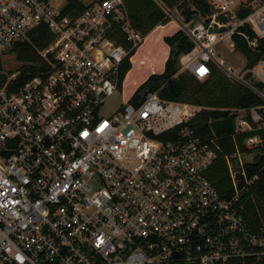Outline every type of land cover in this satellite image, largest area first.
Here are the masks:
<instances>
[{"label": "built area", "instance_id": "2783aa9c", "mask_svg": "<svg viewBox=\"0 0 264 264\" xmlns=\"http://www.w3.org/2000/svg\"><path fill=\"white\" fill-rule=\"evenodd\" d=\"M205 1L202 23L180 19L197 53L179 73L200 81L211 62L224 69L220 43L235 48L234 35L248 39L244 28L264 39V0ZM164 9L178 20V9ZM42 26L52 35L37 49L48 69L39 64L16 89L15 48ZM143 40L126 0H0V264H264V228L248 212L264 166L250 173L257 159L228 155L231 190L221 194L207 178L214 140L192 126L204 107L156 92L102 115ZM224 72L264 100L246 78L264 85V59L240 76ZM259 110H230L239 113L233 132L262 129ZM263 143L244 141L247 150Z\"/></svg>", "mask_w": 264, "mask_h": 264}, {"label": "trees", "instance_id": "16d2710c", "mask_svg": "<svg viewBox=\"0 0 264 264\" xmlns=\"http://www.w3.org/2000/svg\"><path fill=\"white\" fill-rule=\"evenodd\" d=\"M174 11L180 10L185 22H191L195 15L205 17L209 14V5L205 0H126L127 10L133 27L139 32L143 39L157 26L166 25L172 18L167 15L163 7ZM248 39L242 35H234L235 50L241 53L247 61L246 71L253 70L264 59V39H258L255 32L244 28ZM30 41L22 43L15 48L17 60L23 67L20 75L15 81L16 89L21 87L30 78L39 75L38 65L41 69H48L46 61L39 55L37 49H45L49 46L52 35L45 26L30 34ZM258 39L257 46L249 45V41ZM166 44L170 47V56L165 63L164 72L151 75L132 96L131 101L138 103L150 93H158L164 100L178 101L204 107L193 120V128L204 141L214 140L216 159L207 173L208 180L221 193L226 194L231 190L230 177L226 164V157L237 150L241 153L253 156L257 162L250 173L259 172L264 166V143L258 148L247 150L244 141L252 136H260L264 139V127L259 130L245 131L239 134L230 131L227 133L214 134L211 129V122L216 119L230 115V110H251L260 108L264 118V100L242 83L230 79L226 73L214 62L209 64L211 74L204 81H200L188 73H179L181 63L187 62L197 53L194 42L179 30L174 35L166 37ZM117 44L130 47L125 37L119 34L116 38ZM142 44V43H141ZM140 47V46H139ZM138 47V48H139ZM134 49L130 52L128 59L124 61L120 71V89L127 74L132 69L131 58L137 52ZM252 81L253 74L246 75ZM254 86L264 90V85L253 80ZM221 109H227L223 112ZM247 119L253 127H257L251 117ZM254 198L248 208L252 215L256 230L264 228V169L260 173V180L251 190Z\"/></svg>", "mask_w": 264, "mask_h": 264}, {"label": "rangeland", "instance_id": "374dc122", "mask_svg": "<svg viewBox=\"0 0 264 264\" xmlns=\"http://www.w3.org/2000/svg\"><path fill=\"white\" fill-rule=\"evenodd\" d=\"M180 12V10L175 11L176 17H181ZM172 19L176 20L174 17H172ZM164 30L165 29L162 28L159 32L163 33ZM157 33L156 31L153 33V38L150 36H146L147 38L145 37L146 39L144 40L146 41L143 48L141 50L139 49V54L132 57V69L128 73L122 88L104 103L101 109L102 115L111 116L121 109L132 98L139 86L147 81L150 73L162 70L163 62L166 58L165 49L161 47L155 48L152 44ZM215 54L217 59L223 60V71H225V69H230L236 76L246 73V58L241 53L237 52L235 48L225 43H220ZM142 59L143 61H141ZM257 70L256 68V71ZM230 79L236 80L235 77H231ZM255 79L256 77L253 76L252 80Z\"/></svg>", "mask_w": 264, "mask_h": 264}, {"label": "crops", "instance_id": "0c3cea01", "mask_svg": "<svg viewBox=\"0 0 264 264\" xmlns=\"http://www.w3.org/2000/svg\"><path fill=\"white\" fill-rule=\"evenodd\" d=\"M162 6V5H161ZM163 7V6H162ZM165 7H163L164 9ZM165 10V9H164ZM177 11V10H176ZM182 17V15H181ZM179 18L178 17V20H171L169 23H167L166 25H159L157 26L155 29H153L148 35L150 36L151 38H153V33L156 31L158 32L157 35L154 37L153 39V46L155 48H158V47H161V48H164L165 49V52H166V58L163 62V66H162V70L159 71V72H156V71H153L152 73L149 74V77L153 74H161L164 72V69H165V63L167 61V59L169 58L170 56V47L166 44L165 42V38L166 37H169V36H172L174 35L176 32H178L179 30H181V20L182 18ZM162 28H164L165 30L163 31V33L159 32ZM146 37V38H147ZM144 38V39H146ZM145 41L146 40H143L142 44L140 45V47L138 48L137 52L135 55L139 54V49L141 50L143 48V45L145 44ZM143 61V59L141 60ZM131 62L133 63V58L131 59ZM131 71V70H130ZM128 75V74H127ZM127 77V76H126ZM148 77V78H149ZM147 78V79H148ZM126 79V78H125ZM125 81V80H124ZM124 83V82H123ZM140 87V86H139Z\"/></svg>", "mask_w": 264, "mask_h": 264}, {"label": "water", "instance_id": "95a60500", "mask_svg": "<svg viewBox=\"0 0 264 264\" xmlns=\"http://www.w3.org/2000/svg\"><path fill=\"white\" fill-rule=\"evenodd\" d=\"M196 22H203V19L199 15H195L193 22L190 24V29H193ZM209 31L211 33H221L225 32L226 28H210ZM4 64L6 67L10 68H15L16 66L11 63V59L9 58H4ZM239 116V113L235 112L227 117L216 119L213 122H211V129L214 134H217L219 132L221 133H227L230 131H235L236 130V118Z\"/></svg>", "mask_w": 264, "mask_h": 264}]
</instances>
